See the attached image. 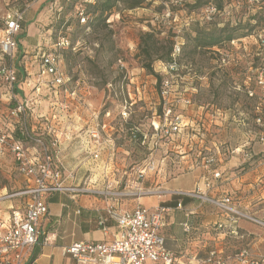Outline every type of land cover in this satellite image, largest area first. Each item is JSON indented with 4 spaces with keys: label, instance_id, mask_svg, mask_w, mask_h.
Wrapping results in <instances>:
<instances>
[{
    "label": "rangeland",
    "instance_id": "obj_1",
    "mask_svg": "<svg viewBox=\"0 0 264 264\" xmlns=\"http://www.w3.org/2000/svg\"><path fill=\"white\" fill-rule=\"evenodd\" d=\"M197 1L146 0L133 10L118 5L104 23H91L92 11L85 3L94 0H0V29L6 12L26 10L12 60L17 98L32 96L40 56H59L65 85L56 94L43 91L28 123L34 134L51 127L61 135L58 166L65 174L74 173L69 184L132 194L164 183L166 190L192 192L191 173L203 176L204 171L219 168L227 181L219 189L221 197L214 199L239 197L238 202L250 209L243 211L264 222V146L257 141L264 128L256 123L259 118L264 126V98L256 85V79L264 77V46L258 38L260 34L264 39V6L235 10L232 17L241 18L242 24L233 26L237 27L233 41L199 49L192 40L195 29L218 30L233 19L217 14L205 22L201 10L241 0H200L202 5L193 8ZM142 32L172 41L173 49L178 45L171 55L173 69L161 61L153 63L162 77L159 88L136 58ZM0 63L8 64L1 54ZM249 90L254 97L248 96ZM5 93L0 80V113L10 105ZM64 104L68 109L61 107ZM94 127L103 138L98 160L86 153L88 131ZM209 157L214 163L207 167ZM151 161L159 174L145 171L139 179V171ZM23 187L10 157L0 159V194L12 195ZM182 199L165 195L161 201ZM118 204L120 210H130L136 199L123 196ZM174 220L175 236L181 237L183 213L176 212ZM250 230L254 239L250 246L233 241L227 246L254 247L255 253L264 254V227L253 224ZM39 239L37 247L42 245Z\"/></svg>",
    "mask_w": 264,
    "mask_h": 264
},
{
    "label": "built area",
    "instance_id": "obj_2",
    "mask_svg": "<svg viewBox=\"0 0 264 264\" xmlns=\"http://www.w3.org/2000/svg\"><path fill=\"white\" fill-rule=\"evenodd\" d=\"M263 6L264 0H241L240 3H226L223 8L209 4L201 10V13L204 14L205 22H210L217 14H222L226 20L232 17V12L240 7L260 9ZM25 11V9L22 11L14 9L6 12L0 29V54L8 60V64L0 63V80L6 85L5 97L13 105L0 113V159L9 156L13 161L15 171L24 182V187L15 194H0V203L12 198L20 199V207H10L4 215L0 214V264H23L27 254L38 244L41 236L40 223L48 214L45 196L49 193L91 194L112 201H118L123 196H132L138 200L141 197L161 193L157 185L154 189L139 188L132 194H119L111 190L98 192L88 187L68 183L75 180V175L73 172L65 174L58 166L61 135L51 127H44L42 133L34 134L28 123L34 106L37 104V98L43 94V91L56 94V91L65 85L66 80L61 70L60 57L52 53L42 54L35 78L32 80V96L17 98L15 89L17 72L12 65V60L18 50L17 36L24 21ZM232 18L230 27L242 24L241 18ZM81 22L84 23L85 18H81ZM258 38L260 45L264 46V39L260 34ZM64 44L62 40L58 46L63 48ZM175 51H178V45L174 46L172 53L174 54ZM168 67L173 69L174 64ZM256 85L264 98V77L262 75L256 79ZM247 94L250 98L255 96L252 90L247 91ZM61 107L68 109L67 104ZM36 118H43V115H36ZM256 123L264 128L263 125H259V118L256 119ZM16 130L20 131L25 141L15 139ZM88 140L90 148L86 150V153L93 160H98L103 138L97 127L89 129ZM257 141L264 146V130L257 134ZM213 163L214 159L211 157L205 161L207 167ZM145 171L152 175L159 174L154 161L148 163L144 171H139V179L144 178ZM220 177L219 172L213 173L214 179ZM204 188L205 192L210 190L211 185L208 181L204 187L196 185L195 191L188 195L199 199L201 203L212 205L227 216V223H217L214 227L215 231L238 236L233 224L240 220L264 227L263 221L234 205L232 198L227 196L221 199L211 198L204 193ZM105 212L107 218H100L98 224L103 233L107 235L109 228L106 222L114 221L115 231L112 240L98 243H75L63 248L62 255H69L81 264H188L174 261L161 235L165 227V216L170 213L169 208H145L137 204L130 210H120L113 205H107ZM182 229L187 233L190 227L185 223L182 224ZM192 261L195 264H264V254L254 253L248 247L236 249L231 253L213 249L205 257L192 258Z\"/></svg>",
    "mask_w": 264,
    "mask_h": 264
},
{
    "label": "crops",
    "instance_id": "obj_3",
    "mask_svg": "<svg viewBox=\"0 0 264 264\" xmlns=\"http://www.w3.org/2000/svg\"><path fill=\"white\" fill-rule=\"evenodd\" d=\"M11 163L13 164L12 159ZM215 172H219V168L208 172L204 171V178L202 174L191 173L194 179L192 192L166 190L163 188L164 183H162L159 186L161 190L159 195H150L136 200V205L139 204L145 208L165 207L170 209V213L165 216V227L162 229L161 235L165 239L166 249L171 252L176 263L195 264L192 258H203L213 249H221L226 253H231L241 248L240 246L228 247V241L236 242L239 245L243 242L247 243L248 246L254 241L251 232H249L253 224L245 220L233 224L238 236H232L223 231H215L214 227L217 223H227V216L215 207L210 209L208 207L210 204L201 203L199 199L188 195L195 191L196 185L199 184V186L204 187L208 181L211 188L208 192H205L204 188V193L211 198L221 197L219 189L227 179L222 172H219L221 174L220 179H214L213 173ZM165 195L183 196L184 199L175 203L168 200L161 201ZM232 199H235L233 204L240 209H248L241 202H238L239 197L235 196ZM143 200L149 201L148 204H140ZM192 200H196L197 203L195 204ZM45 203L48 214L40 223L42 245L40 247L36 245L32 248L23 264H72L74 259L71 256L62 255L63 248L79 242L98 243L112 240L115 231L114 221L108 220L106 222V226L109 228L107 235L103 233L98 222L100 218H107L105 212L107 205H113L119 209L118 201L106 200L91 194L71 195L64 192H54L45 196ZM10 207H20V199L12 198L0 203V214L4 215ZM176 212L183 213L185 218L183 222L179 223L183 233L181 237L175 236L174 233V214ZM199 217L202 220H198ZM185 223L190 227L187 233L182 229V224ZM43 229L46 230L45 233ZM54 250L57 251V254ZM251 251L256 252L254 247H251ZM75 264L81 263L75 261Z\"/></svg>",
    "mask_w": 264,
    "mask_h": 264
},
{
    "label": "trees",
    "instance_id": "obj_4",
    "mask_svg": "<svg viewBox=\"0 0 264 264\" xmlns=\"http://www.w3.org/2000/svg\"><path fill=\"white\" fill-rule=\"evenodd\" d=\"M228 2V1H227ZM146 3V0H94L93 3H85L87 10H91V23L93 22H105L108 15L112 13L113 10L118 9V5L122 7L123 10H133L142 7ZM202 5L199 0L193 5V8H197ZM222 8L221 4L218 5ZM89 12L86 11V14ZM238 27V26H237ZM237 27H230L229 25H224L218 30H213L206 32L204 30L195 29L193 41L195 47L199 49L212 48L220 45L222 42H231L234 39V33ZM173 52V42L167 41L163 42L158 40L152 32H142L139 35L138 43V53L136 58L138 59L141 67L152 75L156 79V86L159 88L162 77L161 75L155 73L153 69V63L155 61H161L167 65L172 63ZM13 105L10 104L9 108ZM14 137L17 140L25 141V139L20 135V131L16 130Z\"/></svg>",
    "mask_w": 264,
    "mask_h": 264
}]
</instances>
